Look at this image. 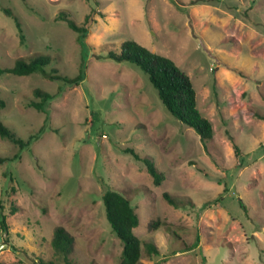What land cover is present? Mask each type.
<instances>
[{"label":"rangeland","instance_id":"1","mask_svg":"<svg viewBox=\"0 0 264 264\" xmlns=\"http://www.w3.org/2000/svg\"><path fill=\"white\" fill-rule=\"evenodd\" d=\"M92 9L81 44L57 17L81 24ZM129 40L190 77L213 127L207 147L138 66L108 58ZM36 56L68 78L85 62L86 78L0 77V120L26 143L46 117L31 107L34 90L59 93L29 146L0 137V158L18 155L0 164V264H64L57 226L74 238L71 264H121L102 198L110 189L131 201L135 235L157 250L143 245L141 264H264V0H0V67ZM127 149L152 161L161 185Z\"/></svg>","mask_w":264,"mask_h":264},{"label":"trees","instance_id":"2","mask_svg":"<svg viewBox=\"0 0 264 264\" xmlns=\"http://www.w3.org/2000/svg\"><path fill=\"white\" fill-rule=\"evenodd\" d=\"M3 11L13 16L21 40H24L23 30L19 19L11 10L4 8ZM95 9H92L84 18L81 24L75 23L64 12L60 13L57 20L65 22L70 29L77 33V40L85 44V39L89 30L94 24ZM108 58L115 62H129L138 66L149 78V81L158 92V96L165 108L184 125L193 128L205 147L213 137V127L211 122L205 118L197 107V94L190 77L182 71L169 58L156 54L135 41H125L121 44L119 51H109ZM51 58L47 56H36L29 60L17 59L12 67H0V77L5 74L15 76H30L34 73H42L51 81H62L68 85H80L86 78L85 62L81 63L79 73L73 78L62 76L56 69L51 72L46 71L50 66ZM59 94V93H58ZM57 94V95H58ZM37 101L31 102V107L46 115L44 125L38 133L30 139L29 142L16 137V135L0 120V137L9 139L19 145L21 149L30 145V142L38 138L45 130V126L50 119L48 106L57 95L50 94L40 89L33 92ZM6 102L0 95V108H5ZM260 116L259 114H256ZM261 119H264L260 116ZM136 160L143 161L147 171L153 178L155 185L159 186L164 180V174L160 172L152 161L146 157L140 156L133 149H127ZM18 158L16 155L12 159L0 158V164L6 161H12ZM164 199L172 206L179 207V203L169 193L163 194ZM103 203L107 220L109 221L113 232L120 239L123 245L121 253V264H141V249L146 246L151 253H157L153 243H144L139 239L134 230L140 224V217L132 206L131 201L121 192L110 189L103 194ZM12 212H15L13 210ZM158 225V223H156ZM0 226L8 234V225L5 215L0 206ZM73 236L62 226H57L52 237V247L57 256L64 259V264H71L69 256L73 251Z\"/></svg>","mask_w":264,"mask_h":264}]
</instances>
